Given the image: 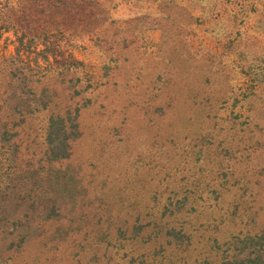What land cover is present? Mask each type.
<instances>
[{
  "label": "rangeland",
  "instance_id": "374dc122",
  "mask_svg": "<svg viewBox=\"0 0 264 264\" xmlns=\"http://www.w3.org/2000/svg\"><path fill=\"white\" fill-rule=\"evenodd\" d=\"M0 264H264V0H0Z\"/></svg>",
  "mask_w": 264,
  "mask_h": 264
}]
</instances>
